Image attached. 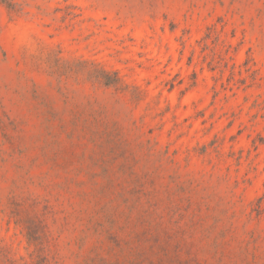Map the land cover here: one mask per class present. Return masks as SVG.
<instances>
[{"label":"rangeland","instance_id":"obj_1","mask_svg":"<svg viewBox=\"0 0 264 264\" xmlns=\"http://www.w3.org/2000/svg\"><path fill=\"white\" fill-rule=\"evenodd\" d=\"M0 264H264V0H0Z\"/></svg>","mask_w":264,"mask_h":264}]
</instances>
